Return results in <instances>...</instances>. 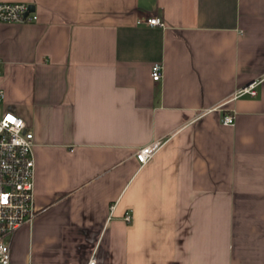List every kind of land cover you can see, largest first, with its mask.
I'll return each instance as SVG.
<instances>
[{
	"label": "crops",
	"instance_id": "obj_1",
	"mask_svg": "<svg viewBox=\"0 0 264 264\" xmlns=\"http://www.w3.org/2000/svg\"><path fill=\"white\" fill-rule=\"evenodd\" d=\"M0 1L38 14L0 21L6 105L35 141L14 262L264 264V0Z\"/></svg>",
	"mask_w": 264,
	"mask_h": 264
},
{
	"label": "built area",
	"instance_id": "obj_2",
	"mask_svg": "<svg viewBox=\"0 0 264 264\" xmlns=\"http://www.w3.org/2000/svg\"><path fill=\"white\" fill-rule=\"evenodd\" d=\"M38 19V14L31 9V4L24 1H0V21L31 22ZM145 23L155 26L165 25L158 16H148ZM0 69V264H35L14 262L12 259L11 240L23 225L31 223L37 215L35 206L36 159L34 153V132L29 129L26 120L6 105L5 90L1 86ZM152 78L160 80L163 65L160 62L151 68ZM255 95L256 81L237 91V95ZM11 117V119H9ZM233 114L223 117L224 124H234ZM161 145L160 140L147 144L136 151L141 164L147 163ZM125 219L132 215L126 212ZM85 264H97L94 256Z\"/></svg>",
	"mask_w": 264,
	"mask_h": 264
},
{
	"label": "water",
	"instance_id": "obj_3",
	"mask_svg": "<svg viewBox=\"0 0 264 264\" xmlns=\"http://www.w3.org/2000/svg\"><path fill=\"white\" fill-rule=\"evenodd\" d=\"M35 6L34 4H31V9L34 10Z\"/></svg>",
	"mask_w": 264,
	"mask_h": 264
},
{
	"label": "snow or ice",
	"instance_id": "obj_4",
	"mask_svg": "<svg viewBox=\"0 0 264 264\" xmlns=\"http://www.w3.org/2000/svg\"><path fill=\"white\" fill-rule=\"evenodd\" d=\"M9 119H11V117H9Z\"/></svg>",
	"mask_w": 264,
	"mask_h": 264
}]
</instances>
